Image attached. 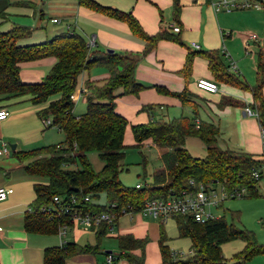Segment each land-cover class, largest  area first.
<instances>
[{"label": "trees", "instance_id": "1", "mask_svg": "<svg viewBox=\"0 0 264 264\" xmlns=\"http://www.w3.org/2000/svg\"><path fill=\"white\" fill-rule=\"evenodd\" d=\"M79 2L109 17L124 21L132 34L145 41L141 55L152 50L160 40L182 43L178 34H170L167 30L147 34L130 12L102 6L94 0ZM180 9V0H172L174 17H178ZM262 11L264 15V5ZM176 24L180 27L177 22ZM26 33L21 27L0 31V96L9 98L28 95L33 104H40L51 95L59 93L60 98L38 111V116L42 119L49 118L48 126L59 128L65 135V144H51L16 154L20 161L38 157L29 162L25 170L31 175L48 180L46 184L34 185V207L24 217V225L28 231L57 233L61 226L72 223L69 215L51 216V213L41 210L44 206H50L53 196L56 195L65 198L75 195L79 208L84 212H101L108 208V204L116 203L117 212L125 208L133 214L139 213L149 198L166 194L169 189L189 188L190 179L196 183L219 181L227 188L245 186L250 196H257L258 180L253 178L252 172L259 170L264 159H255L251 154L239 150L222 149L218 146L220 131L215 124L200 121L196 125L194 118L186 116L170 121H150L131 127L134 147L139 148L145 140L150 139L155 145L168 150L161 155L162 166L153 173L151 185L145 184L140 188L125 186L120 180V172L125 168L124 133L128 122L115 110V90L122 88L123 94L136 95L144 88L134 78L135 67L141 55L110 52L109 49L90 51L85 39L75 31L59 33L42 43L18 45V39ZM196 54L207 59L208 67L217 81L249 89L254 98L253 109L264 135V80H260L253 87L241 82L237 75L228 70L219 49L188 51L181 70L184 75L191 71L192 60ZM47 56L55 57L56 61L44 78L35 83L22 82L18 64ZM97 66L106 68L109 76L103 86L86 80V111L77 117L73 113L75 102L72 98L77 77L84 70ZM257 68L259 72L263 70L264 57L259 58ZM156 89L176 96L184 105L191 95L187 89L181 92H171L159 86ZM187 137H197L203 142L204 157L190 154L184 146ZM90 151L98 152L104 162L99 172L94 171L87 157ZM42 154L44 156H39ZM102 194L107 200L105 205L97 203ZM84 197H88L89 201H85ZM173 219L179 237L190 239V251L186 254L172 252L167 245L168 237L161 226L158 264H247L253 256L264 253V246L257 244L253 233L228 225L224 217L204 223L196 222L185 215H175ZM107 229L105 222L96 227L94 245L70 242L62 247L46 248L44 264H64L67 257L95 251ZM237 238L243 239L246 246L234 255V263H227L221 254L220 245ZM116 239L118 257L125 259L128 264H146L144 249L147 239H138L130 234L118 235ZM135 250L140 253L135 254Z\"/></svg>", "mask_w": 264, "mask_h": 264}, {"label": "crops", "instance_id": "2", "mask_svg": "<svg viewBox=\"0 0 264 264\" xmlns=\"http://www.w3.org/2000/svg\"><path fill=\"white\" fill-rule=\"evenodd\" d=\"M79 1L0 0V31H8L13 27L25 29L26 35L17 41L20 46L42 43L59 33L75 31L85 41L90 36H94L97 51L112 49L117 52L141 55L145 41L132 34L124 21L93 10ZM94 1L102 6L130 12L147 34L167 30L170 34H178L182 41L178 43L167 39L160 40L152 50L141 55L134 71L136 82L144 86L138 94H123L122 88L115 90L117 95L115 110L126 118L128 122L126 129L130 127L131 130L133 125L140 123L170 121L181 116L194 118L193 122L197 125L202 121L197 111L201 109L204 112L203 117L207 118L204 122L213 123L218 127L220 131L218 144L220 147V143L226 144L221 147L222 149L239 150L251 154L255 159H264V140L258 119L254 115L244 114L246 106L254 111V98L249 89L217 81L208 67L207 59L200 54L193 57L192 68L188 75H184L181 71L188 51H200L203 48L204 50L219 49L223 54L225 49L236 62L238 72H232L228 68V61L224 55L223 61L228 70L237 75L241 82L253 87L260 80H264V68L261 72L257 68L259 58L264 57L263 11L261 14L241 15L237 25L227 29L225 26L222 27L224 23L222 24L218 18L220 12L223 11H215L210 0H180L181 9L178 17H174L172 13V0ZM53 18H57L58 21L53 22ZM176 22L181 27L179 33L171 29V25ZM254 30H257L258 34H255ZM250 34H255L256 39H250ZM227 41L230 43L232 54L227 48ZM193 42L197 43L200 48H192ZM246 42L250 44L251 52L246 50ZM55 61V57L47 56L20 62L18 65L21 81L24 83L40 82ZM91 69H95L92 74ZM86 71L87 74L84 73ZM108 76L107 69L100 66L84 70L79 74L74 96H82L85 110L76 114L74 104L73 113L77 117L86 111L87 94L84 92L86 80L97 84L96 82L106 81ZM79 77H81L80 81H78ZM199 79L214 82L218 87L217 90L210 92L198 87ZM157 86L171 92H181L187 89L191 95L184 105L176 96L159 92L156 89ZM262 94L264 97V85ZM126 103L131 106V111H133L131 115L125 112ZM47 104V101L33 104L28 95L9 98L0 96V108L9 112L6 119L0 120V146L3 144L8 146V153L0 154V188L9 189L8 196L0 207V226L2 227L0 264H44L46 248L62 247L70 242L79 245L96 243V227L73 224L66 229L64 235H60L59 232L49 234L31 232L25 228L24 217L34 207L36 196L34 185L46 184L48 180L31 175L25 170V166L38 157L20 161L16 154L47 146L43 145V142L46 144L50 136L47 131L51 128H55L57 133L61 132L57 127L44 125L42 118L38 116V111L45 108ZM125 134L126 130L124 145ZM132 140L134 142L133 136ZM9 144H15V148L11 149ZM142 147L155 150L160 162L161 155L168 150L166 147L155 145L150 139L145 140L138 149ZM90 152L87 153V157ZM39 156H44V154ZM143 160L146 161L144 156ZM161 166L162 162L158 169ZM100 170L94 169L95 172ZM259 171L262 176L264 162ZM256 190L259 192L258 188ZM164 222L160 225V221L140 213L124 214L115 222L113 231L107 232L105 236L117 238L118 235L130 234L138 239H147L144 249L145 261L147 246L157 245L159 251V231ZM86 231L92 233V241L85 236ZM109 246L110 244L101 242L95 251L67 257L64 264H103L105 255L109 251L117 257L116 264H128L125 259L118 257L119 252L109 250ZM134 253L139 254L140 251L135 250Z\"/></svg>", "mask_w": 264, "mask_h": 264}, {"label": "rangeland", "instance_id": "3", "mask_svg": "<svg viewBox=\"0 0 264 264\" xmlns=\"http://www.w3.org/2000/svg\"><path fill=\"white\" fill-rule=\"evenodd\" d=\"M237 3L241 2L237 1ZM249 13L261 14L262 10L252 7H231V11L229 12H220L218 18L221 20L222 24L224 23L222 27L225 26V28L230 29L229 27L233 28L235 25H237L239 16H246ZM254 33L258 34V31L254 30ZM226 45L232 54V49L228 41L226 42ZM204 49L205 48H203V50ZM93 71H95V69H91L90 73L92 74ZM84 73L87 74V71ZM80 79L81 77L78 78V81H80ZM105 82L106 81L96 82V85L103 86ZM59 98V93L58 95H51L46 100L48 103L46 107H48L51 102L57 101ZM124 109L125 112L129 115H131L133 112L131 111V106L128 103L125 104ZM84 110V100L82 99V96H77V99L75 100L74 112L76 114H80ZM197 111H199L198 113L199 116L202 117V121H204L205 119L207 120V118L203 117V110L200 109ZM47 132L50 134V136L48 140L47 138H45L47 142L46 144L45 142H43V145L65 144V135L63 134V132L57 133L55 128H51V130ZM125 145V169L120 172V180L127 187H134L137 183H141L143 185H151L153 181V173L161 164L158 159L157 152L155 150L148 149L147 147H142L140 149L135 148L133 146L134 142L132 140L130 127L126 129ZM220 145L221 147H223V145L225 146L226 144L220 143ZM185 146L190 154L194 157L205 156V145L199 138L187 137ZM143 156L145 157L146 161L143 160ZM88 158L95 170H100L102 168L104 162L100 159L96 151L90 152ZM256 188L259 189L257 196H250L247 192L245 197L227 199L224 202L223 207L214 210V213L215 215L224 217L228 225H233L235 228L247 230L250 233H253L257 244L264 246V171L262 173V176L258 180ZM97 202L102 205L107 204V200L103 194L99 197V199H97ZM163 229L166 235L169 237L168 240H170V242H167V245L172 252L176 251L181 254H186L190 251V239L187 237H179L176 222L171 216L166 218ZM85 236H87L90 241L93 240L92 233L90 231H86ZM101 242L102 244H110L109 250H112L115 253L118 252V244L116 238L105 236V238H102ZM245 246L246 242L243 239H233L220 245L221 254L227 263H234V255L242 251ZM145 253V261L147 264H158L160 262V255L157 245L154 246V244H151L150 247L147 246ZM247 264H264V253L253 256L250 260H248Z\"/></svg>", "mask_w": 264, "mask_h": 264}, {"label": "built area", "instance_id": "4", "mask_svg": "<svg viewBox=\"0 0 264 264\" xmlns=\"http://www.w3.org/2000/svg\"><path fill=\"white\" fill-rule=\"evenodd\" d=\"M237 1L241 3H237ZM211 5L215 11H231V7H252L256 9H263L264 0H210ZM53 22H57V18L52 19ZM171 29L173 32H179L180 27L177 24H172ZM250 39H256L255 34L249 35ZM86 45L89 50H93L96 46V39L94 36H90ZM191 47L199 49L200 46L197 43H192ZM245 48L248 52H251L250 44L246 42ZM224 57L228 61V68L232 72H238V66L230 54L224 49ZM198 87L214 92L217 90V85L206 79H199L197 81ZM75 101L77 97L73 95ZM9 112L0 108V120L7 118ZM244 114L247 116H256V112L249 107H244ZM44 125L50 124L49 118H43ZM262 138L264 140L263 130L261 129ZM8 146L3 144L0 146V154H7ZM264 158V157H263ZM252 176L254 179L259 180L261 173L259 170H253ZM143 184L137 183L136 188L142 187ZM8 188H0V207L4 200L8 196ZM247 188L245 186H237L233 188L225 187L221 182H199L196 183L193 179L189 180V188L182 190L169 189L166 194L149 198L146 200L143 208L139 212L145 216H149L157 221L164 222L167 217H173L175 215H185L192 218L194 221L204 223L209 220L219 219L222 216L215 215L214 210L223 207L224 202L227 199L242 198L247 194ZM85 201H89L88 197H84ZM116 203L108 204V208L101 212H84L79 208L78 198L75 195H69L68 197H62L59 195L53 196L50 206H44L41 210L44 212L54 214L69 215L70 225H63L59 229L60 235H64L66 229L73 224H80L86 227H97L101 223L105 222L108 225L107 232L113 231V226L116 220L124 214H133L131 211H127L122 208L119 212L115 210ZM32 209H30L31 211ZM2 227L0 226V234ZM116 256L112 253L105 255L103 264H116Z\"/></svg>", "mask_w": 264, "mask_h": 264}, {"label": "water", "instance_id": "5", "mask_svg": "<svg viewBox=\"0 0 264 264\" xmlns=\"http://www.w3.org/2000/svg\"><path fill=\"white\" fill-rule=\"evenodd\" d=\"M110 52H112L113 50L112 49H109ZM10 148L11 149H14L15 148V144H9ZM74 190H77V188H74ZM110 253V251H109Z\"/></svg>", "mask_w": 264, "mask_h": 264}]
</instances>
